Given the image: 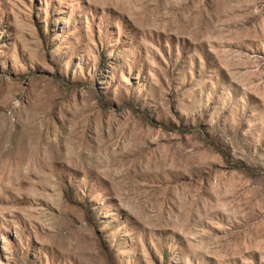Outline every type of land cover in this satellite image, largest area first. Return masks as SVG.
Segmentation results:
<instances>
[{
    "label": "rangeland",
    "instance_id": "rangeland-1",
    "mask_svg": "<svg viewBox=\"0 0 264 264\" xmlns=\"http://www.w3.org/2000/svg\"><path fill=\"white\" fill-rule=\"evenodd\" d=\"M0 264H264V0H0Z\"/></svg>",
    "mask_w": 264,
    "mask_h": 264
}]
</instances>
